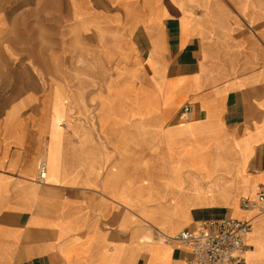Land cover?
I'll use <instances>...</instances> for the list:
<instances>
[{"label": "crops", "instance_id": "crops-1", "mask_svg": "<svg viewBox=\"0 0 264 264\" xmlns=\"http://www.w3.org/2000/svg\"><path fill=\"white\" fill-rule=\"evenodd\" d=\"M261 193L264 0H0V264H185L222 217L264 264Z\"/></svg>", "mask_w": 264, "mask_h": 264}, {"label": "built area", "instance_id": "built-area-1", "mask_svg": "<svg viewBox=\"0 0 264 264\" xmlns=\"http://www.w3.org/2000/svg\"><path fill=\"white\" fill-rule=\"evenodd\" d=\"M190 110V105L183 106V115ZM38 179L44 181L47 176V164L38 163ZM241 207L257 208L264 213V194L256 200L243 198ZM251 219L222 217L203 220L193 228H183L177 234L165 238L166 241H178L189 248L190 257L185 264H244L250 245L248 234L252 229Z\"/></svg>", "mask_w": 264, "mask_h": 264}, {"label": "bare ground", "instance_id": "bare-ground-1", "mask_svg": "<svg viewBox=\"0 0 264 264\" xmlns=\"http://www.w3.org/2000/svg\"><path fill=\"white\" fill-rule=\"evenodd\" d=\"M195 191L198 192V195H199V197H198V201H199V202H204L205 200L202 199V196H203V195L199 192V191H202V190H195ZM248 236H250V234H249ZM248 240H249V238H248Z\"/></svg>", "mask_w": 264, "mask_h": 264}]
</instances>
